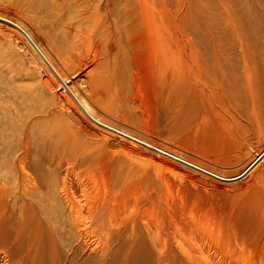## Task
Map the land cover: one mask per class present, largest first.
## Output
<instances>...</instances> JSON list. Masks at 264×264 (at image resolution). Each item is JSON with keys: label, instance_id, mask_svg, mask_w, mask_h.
Segmentation results:
<instances>
[{"label": "rangeland", "instance_id": "rangeland-1", "mask_svg": "<svg viewBox=\"0 0 264 264\" xmlns=\"http://www.w3.org/2000/svg\"><path fill=\"white\" fill-rule=\"evenodd\" d=\"M132 1L135 6L138 0ZM159 1L153 7L162 24V70L145 56L148 40L131 51V34L111 39L108 22L78 21L59 0H0V14L24 25L92 114L116 127L69 104L28 38L0 20V264H157L143 223L136 236L120 231L115 238L121 222L108 225L111 210L100 204L127 185L132 194L118 202L115 220L139 221L145 213V222L160 220L162 248L170 251L162 264H177L176 255L178 264H186L183 242H205L204 252L217 262L264 264V157L246 172L264 153V0ZM72 25L80 30L77 37L90 40L74 46L66 35ZM143 30L135 25L134 35ZM84 55L92 61L76 71ZM66 103L69 108L61 105ZM254 113L263 120L248 133ZM71 201L82 202V211L80 205L78 212L70 210ZM210 227L216 236L222 233L218 238L225 233L224 246L208 242L217 238ZM84 231L91 234L84 238ZM201 253L195 251L197 260Z\"/></svg>", "mask_w": 264, "mask_h": 264}, {"label": "bare ground", "instance_id": "bare-ground-1", "mask_svg": "<svg viewBox=\"0 0 264 264\" xmlns=\"http://www.w3.org/2000/svg\"><path fill=\"white\" fill-rule=\"evenodd\" d=\"M60 1V4L61 3H64V4H67V5H70L71 7H72V9L74 10V15H75V19H77L78 21L80 20H86L87 22H92V21H98V22H101V23H103V22H108L110 25H109V30H108V34H109V38H115V37H117V35L118 34H120V35H122L123 33H124V36H126L127 34V36H129V34H131L130 35V37H126L127 38V43H128V47H130V49H131V51H135L136 49H137V46L138 45H140V44H146V40H148V54H145V56H146V58H147V60H148V62H149V64L150 65H152L153 66V63H155V64H157V63H159L160 64V69L162 70V28H161V19H160V17H157V14H159V11H156L155 9H154V7H153V2L154 3H156V4H159L158 6H160V4L162 3L161 1H159V0H138L137 1V4L135 5V6H133V4L131 5V3L133 2L132 0H120V2H119V0H59ZM116 6H121V7H119V9H116L117 7ZM132 6V7H131ZM135 7V8H134ZM140 10V11H139ZM159 10H160V8H159ZM139 13V16L137 15ZM60 17H62V16H60ZM43 18V17H42ZM0 20L1 21H4L5 23H9L8 21H11V22H13L14 24H16V25H18L19 27H22L27 33H29L30 34V37L33 39V41L35 42V44L38 46V48H39V51L44 55V57L48 60V62H46L42 57H41V53L39 54L38 53V51H37V53L39 54V56L41 57V59H42V61L45 63V65L46 66H48L47 68H49L48 70H50V72H51V74L54 76V78L59 82V87H61L62 88V86H63V88H65V90H66V92H67V94H68V101L70 102L69 104H73V105H75V104H77L78 105V103H79V106H81V108H80V110H82L83 109V113L84 112H86L90 117H93L94 118V120L96 121V122H99V123H101V125L103 124L104 126H107V127H109V128H111V129H114L115 130V128H113V127H111L110 125H108L107 123H105L104 121H102V120H100L99 118H97L96 116H94L93 114H92V112L89 110V108H93L92 106H91V104L89 103V102H87L86 101V99L84 98V97H81L80 95H79V91H78V89L75 87V85L74 84H72L71 83V79L64 73V72H62L60 69H59V67L58 66H56V64L51 60V58H50V56H48V54L47 53H45V51L39 46V44L35 41V39L33 38V36H32V33H30L27 29H26V27H24V25H22L20 22H18V21H16V20H14V19H11V18H8V17H6V16H4V15H1L0 14ZM58 20H60L59 18H58ZM77 21V23H79ZM134 21H136V23L134 22ZM60 22H61V20H60ZM95 23V25L97 26L98 24H97V22H94ZM74 24V23H73ZM81 24V23H80ZM75 25V24H74ZM74 25H72V27H70V28H68V29H66V30H68V34H66L67 36H69V34L73 37V43H74V46H79L80 47V43H82V40L84 39V38H86V39H89L90 40V38H91V36L90 35H86V34H82V33H80L79 35L80 36H78L77 37V33H79L80 32V30H79V32H77L78 30H77V27L79 26L78 24V26L76 25V26H74ZM135 25H137V26H142V27H144V30H143V32H141V34L139 35V36H136V35H134L135 33H134V26ZM81 26V25H80ZM14 27V26H13ZM15 28H16V26H15ZM56 28V27H55ZM7 32V31H6ZM10 33V32H9ZM127 33V34H126ZM83 35V36H82ZM88 37V38H87ZM122 38H123V36H121ZM76 38H79V39H81L80 41L79 40H77ZM115 40V39H114ZM118 40V39H117ZM126 40V39H125ZM86 41V40H85ZM88 42V41H87ZM95 43H96V40H95ZM98 43V42H97ZM116 43V42H115ZM126 43V44H127ZM85 44H87V43H85ZM97 46V45H96ZM110 47V46H109ZM74 48V47H73ZM96 48V47H95ZM77 49V48H76ZM81 49V48H80ZM94 49V48H93ZM110 49V48H109ZM94 51V50H93ZM84 52V51H83ZM36 53V54H37ZM96 53V52H95ZM94 53V54H95ZM133 53V52H132ZM62 54V53H61ZM135 54H136V52H135ZM134 54V55H135ZM61 56V55H60ZM136 57H137V55H135ZM135 56H133V57H135ZM80 57V56H79ZM132 57V58H133ZM138 58V57H137ZM65 59V58H64ZM73 60H75V59H73ZM70 61H72V60H70ZM76 61H78V60H76ZM91 61L92 60H88V58H87V56L86 55H84V56H82L80 59H79V61L78 62H75V64H76V66H75V64H74V62H73V64H74V67H76V71L77 70H81L80 68H82V69H84L85 67H87V66H89V64L91 63ZM93 61H95V59L93 58ZM110 61V60H109ZM133 62H134V67L136 66V70H137V66H138V61H137V59H133L132 60ZM140 62V61H139ZM65 63V62H64ZM159 64H158V66H159ZM78 66L80 67V68H78ZM139 68V67H138ZM86 70V69H85ZM133 70V69H132ZM54 71H55V73H54ZM82 71V70H81ZM198 71V70H197ZM48 73V72H47ZM137 73H138V71H137ZM78 74V73H77ZM198 74V73H197ZM79 75V74H78ZM190 75V74H189ZM192 75V74H191ZM196 77H197V75L194 77L193 76V80H194V78H195V80H197L196 79ZM138 78V77H137ZM136 78V79H137ZM135 79V82L136 81H138V80H136ZM86 80V79H85ZM63 83L66 85H63ZM197 82H195V84H196ZM50 84V83H49ZM58 84V83H57ZM67 87V88H66ZM197 87V86H196ZM90 88V87H89ZM69 90V91H68ZM143 94V93H142ZM90 96V95H89ZM75 98V99H74ZM60 100H62V98L60 99ZM91 100V99H90ZM63 101V100H62ZM1 102V101H0ZM7 102V101H6ZM12 102V101H11ZM60 103H61V101H60ZM3 104H4V102H2V103H0V105L1 106H3ZM68 103H66V104H61V105H63V107H65L66 105H67ZM7 105V104H6ZM71 106V105H70ZM67 107L69 108V106L67 105ZM83 107V108H82ZM78 108V107H77ZM4 109V108H3ZM67 109V108H66ZM186 110V109H185ZM7 112V111H6ZM85 115V114H84ZM16 116V115H15ZM262 120H263V118H262V116L261 115H259L258 113H254V115H253V117H252V120L249 122V129H248V133H252L253 131H255V129L257 128V129H259L260 128V126H261V123H262ZM116 131H118V132H121V133H124V134H126V135H128V136H131V137H135V138H137V140L139 141V142H142V143H144V144H147L148 146H153V147H157V146H155L151 141H147V140H145L144 138H138V137H136V136H133V134L131 135V134H129V133H127V132H125V131H123V130H116ZM241 132V131H240ZM147 139V138H146ZM155 143V142H154ZM158 149H159V152H160V150H161V152H165V153H168V155L169 154H171L172 156H175L176 157V155H174L172 152H170V151H168L167 149H165V148H161V147H157ZM176 154V153H175ZM264 157V153L262 154V155H260L258 158H257V160H255L254 162H253V164H252V166L250 165V167L247 169V171L246 172H248V171H251L258 163H259V160H261L262 158ZM177 158H179V159H181V160H183V161H185V162H187V163H189L190 165H193V166H195V167H198V168H200V169H202V170H204V171H206V172H209V173H211V174H213V175H215V176H218V178L219 177H221V178H225V179H230L229 177H225V176H222V175H220V174H218V173H215L214 171H212V170H210V169H208V167L206 168V167H204L203 165H199V164H197V163H195V162H191V161H189V160H187V159H184V158H182V157H180V156H177ZM186 164V163H185ZM235 178H237V177H235ZM78 179V178H77ZM224 179V180H225ZM231 179H234V178H231ZM120 182V181H119ZM127 182V181H126ZM132 182V181H131ZM45 183V182H44ZM110 183V182H109ZM145 183V182H144ZM75 184V183H74ZM84 184V183H83ZM124 184V183H123ZM78 185V184H77ZM133 185V184H132ZM40 186V185H39ZM66 187V185H63V187ZM69 186V185H68ZM43 190H46L45 192L46 193H50L51 192V190L49 189V187H47L46 185H44L42 182H41V186H40ZM74 187V186H73ZM105 187V186H104ZM103 187V188H104ZM67 188V187H66ZM70 188V190H72L71 189V187H69ZM137 188V187H136ZM63 190H65V189H63ZM133 190V189H132ZM131 189H130V187L127 185V186H125L123 189H122V191H120L116 196H114L113 197V199L112 200H108V198L107 199H101L100 201H102L100 204L102 205V208L103 209H108L107 211H109V210H111V211H109L110 213L108 214V219H107V222L109 223L108 225H112L115 221H118V222H121V224L119 225V226H117V228H116V230H115V232H114V234H112L115 238H118V236H119V233H120V231H124V232H130L132 235H137V233L139 232L138 230L140 229V225L138 224V222H142L143 223V228L145 229V231H146V234H147V236L150 238V240H151V242L153 243V246L152 247H155L156 249H157V251H158V255H156L157 256V258H156V260H157V264H162V259H163V256H165V258L167 259V258H169V247H171L172 246V244L169 246V245H167L168 243H166V248L168 249L167 251L165 250V248H164V246H163V248H162V225L159 223V221L156 223V225H152L151 223H149V222H151V221H147V222H145L144 221V218H145V216H146V213L145 214H143L144 213V211H142L143 213V215L140 217V220L139 221H137L136 220V218L135 219H133L134 217H131V218H127V217H124L123 219H122V221H121V219H119L118 218V220H115V215H113V211L115 210V208H117V205L120 203L119 201H120V199L122 198V200H124V201H122L123 202V204H124V202H126V200L128 199V197H130L129 195L130 194H132V191ZM65 191H67V190H65ZM74 191V190H73ZM73 191H71L72 193H73ZM107 191V190H106ZM138 193V192H137ZM106 194V193H105ZM113 194V193H112ZM144 195V194H143ZM73 196H74V194H73ZM105 196V195H104ZM137 196V195H136ZM140 196V195H139ZM159 196V195H158ZM97 197V196H96ZM106 197H108V193H107V196ZM88 198V197H87ZM141 198V197H140ZM139 199V198H138ZM152 199V198H151ZM104 200V201H103ZM133 200H135V199H133ZM150 200V199H149ZM132 201V200H131ZM75 202H78V201H75ZM119 202V203H118ZM129 202V201H128ZM137 202H139V201H137ZM136 202V203H137ZM81 203L82 202H80V206L77 204H75L73 201H71V205L70 206H72V209H70V210H75L76 212H78V210H76L77 209V206H79V208L78 209H81L80 207H81ZM87 203V202H86ZM155 203V202H154ZM94 204H96V205H98L97 206V208L98 207H100L99 206V200H97V203H94ZM126 204V203H125ZM132 204H133V202H132ZM88 205V204H87ZM128 205V204H127ZM152 205V204H151ZM90 206V205H89ZM121 206V205H120ZM126 206V205H125ZM124 206V207H125ZM131 206V205H130ZM85 207V206H84ZM87 207V206H86ZM94 207V208H93ZM92 207V209H95V207L96 206H93ZM122 207H123V205H122ZM76 208V209H75ZM97 208H96V211H98L97 210ZM119 208V207H118ZM121 208V207H120ZM83 209H85V208H83ZM89 210H90V207L88 208ZM128 209V208H127ZM126 209V211H128ZM134 209V208H133ZM102 210V209H101ZM117 210H119V209H117ZM121 210V209H120ZM131 210V209H130ZM152 210V209H151ZM75 211H73V212H75ZM82 211V209L79 211V212H81ZM96 212L95 210H92V212ZM104 211V210H103ZM75 212V213H76ZM89 212V211H88ZM112 212V213H111ZM123 212V211H122ZM118 213H119V211H118ZM127 213V212H126ZM141 213V212H140ZM81 214V213H80ZM97 214H98V212H97ZM96 214V215H97ZM192 214V213H191ZM190 214V215H191ZM73 215H74V213H73ZM76 216H77V214H75ZM113 215V216H112ZM123 215H125V214H123ZM127 215V214H126ZM125 215V216H126ZM141 215V214H140ZM139 215V216H140ZM151 215V214H150ZM115 216V217H114ZM120 216V215H119ZM118 216V217H119ZM134 216V215H133ZM99 217V216H98ZM137 217V216H136ZM147 217V216H146ZM201 217V216H200ZM74 218V217H73ZM76 218H78V216L76 217ZM75 218V219H76ZM79 218H81L80 217V215H79ZM102 218V217H101ZM100 218V219H101ZM103 218H105V216L103 217ZM120 218H121V216H120ZM85 219V218H84ZM95 219V218H94ZM97 219V218H96ZM99 219V220H100ZM146 219V218H145ZM78 220H80V219H78ZM98 220V219H97ZM106 220V219H105ZM104 219H103V221H105ZM83 222H84V220H82ZM81 221V222H82ZM144 221V222H143ZM79 222V221H78ZM77 222V223H78ZM81 222H79V224H80V226L82 227V223ZM153 222V221H152ZM198 222V221H197ZM75 223H76V221H75ZM88 223H89V221H88ZM87 223V224H88ZM104 223V222H103ZM154 223V222H153ZM85 223H83V225H84ZM86 224V225H87ZM99 224H101L102 225V223H99ZM115 224L116 223H114V226H115ZM197 224V223H196ZM199 224H202V223H199ZM205 224V223H204ZM203 224V225H204ZM76 225V224H75ZM91 225V224H90ZM95 225H97V226H99L98 225V223L97 224H95ZM118 225V224H117ZM128 225H129V229H128ZM93 226V225H92ZM106 225H105V223L103 224V226L102 227H99V228H102V229H104V227H105ZM142 226V225H141ZM194 226V225H193ZM198 226V225H197ZM206 226V225H205ZM79 227V226H78ZM87 227H89V226H87ZM94 227V226H93ZM93 227L90 229V231L92 230V232L94 233V231H93ZM113 227V226H112ZM116 227V226H115ZM179 227V226H178ZM178 227H176V228H178ZM201 227V226H200ZM204 227V226H203ZM214 227V226H213ZM222 227V226H221ZM86 228V227H85ZM95 228V227H94ZM108 228H110V227H108ZM211 228L212 227H210V230H209V235H210V232L213 234V230L215 229H212L211 230ZM88 229V228H87ZM179 229H181V228H179ZM95 230V229H94ZM110 230V229H109ZM216 230H218V229H216ZM221 230V229H220ZM111 231V230H110ZM141 231H142V229H141ZM140 231V232H141ZM199 231V230H198ZM206 231V230H205ZM208 231V230H207ZM107 232V231H106ZM178 232V231H177ZM217 232V231H216ZM218 232H219V230H218ZM88 233H90L91 234V232H89V231H84L83 232V235H84V238H87V236H88ZM208 232H206V234H207ZM221 233V232H220ZM220 233H217V234H220ZM130 234V235H131ZM194 234V233H193ZM196 234V233H195ZM222 234V233H221ZM220 234V235H221ZM225 234V233H224ZM224 234H223V236H224ZM97 235V234H96ZM124 235V234H123ZM142 235V234H141ZM213 235H215V234H213ZM220 235H215L217 238H215L214 236L212 237V239H211V241H208L211 245H213V246H217V247H222L221 245H223L224 243L221 241V239L223 238V236H221V237H219L218 238V236H220ZM237 235V234H236ZM107 236H108V234H107ZM207 236V235H206ZM226 236V235H225ZM228 236V235H227ZM242 236V235H241ZM147 237V238H148ZM208 237H210V236H208ZM229 237V236H228ZM228 237L226 238V239H228ZM138 238H139V234H138ZM137 238V239H138ZM237 238V237H236ZM245 238V237H244ZM136 239V238H135ZM190 239V238H189ZM237 239H239V238H237ZM140 240V239H139ZM142 240V239H141ZM140 240V241H141ZM197 240V239H196ZM229 240V239H228ZM240 240V239H239ZM244 240V239H243ZM260 240H262V245H263V247H264V236H262V238L260 239ZM138 241V240H137ZM143 241V240H142ZM166 241V240H165ZM180 241V240H179ZM190 241H191V239H190ZM245 241V240H244ZM136 242V241H135ZM139 242V241H138ZM195 242V241H194ZM197 242V241H196ZM261 242V241H260ZM177 243V242H176ZM179 243V242H178ZM193 243V242H192ZM190 243V244H184V242L181 244L180 243V253L181 252H183L184 253V255H185V259L186 260H184V261H186V264H225V259H224V263L223 262H217L218 261V259H217V261H216V259L215 260H213V258L211 259V257L208 255V254H206L205 252H204V243ZM223 243V244H222ZM229 243V242H228ZM254 243V242H253ZM259 243V242H258ZM164 244H165V242H164ZM227 244V243H226ZM244 244H245V242H244ZM260 244V243H259ZM139 245V244H138ZM155 245V246H154ZM177 245V244H176ZM209 245V244H208ZM144 246V245H143ZM224 246V245H223ZM254 246V245H253ZM175 247V246H174ZM211 247V246H210ZM261 247V246H260ZM172 248V247H171ZM179 248H177V250H179ZM196 248V249H195ZM198 248V249H197ZM224 248V247H223ZM229 248V247H228ZM1 249H2V243H1V241H0V251H1ZM174 249V248H173ZM207 249H209V248H207ZM174 250H176V249H174ZM174 250H173V252L172 253H174ZM176 250V251H177ZM182 250V251H181ZM196 250H202V253H201V257L200 258H202V259H200V260H197V256H195L194 255V253H195V251ZM210 250V249H209ZM224 250V249H223ZM222 250V251H223ZM262 250V249H261ZM264 250V249H263ZM175 251V252H176ZM210 251H212V250H210ZM179 252V251H178ZM208 252V251H207ZM220 252V251H219ZM225 252V251H224ZM152 253V252H151ZM209 253V252H208ZM214 254V253H213ZM222 254V253H221ZM163 255V256H162ZM166 255H169L168 257L166 256ZM174 255V254H173ZM173 255H171V256H173ZM176 255V254H175ZM174 255V256H175ZM183 255V254H182ZM182 255H180V256H182ZM225 255V254H224ZM155 256V257H156ZM173 256V257H174ZM177 256V255H176ZM176 256L173 258L174 260L173 261H175L174 263H177L178 264V262H176ZM179 256V255H178ZM211 256H213V255H211ZM214 256H215V254H214ZM220 256V254H218V257ZM216 257H217V255H216ZM217 257V258H218ZM227 257V256H226ZM172 258H170V259H172ZM184 258V257H183ZM182 258V259H183ZM221 258V257H220ZM220 258H219V260H220ZM223 258V257H222ZM176 259V260H175ZM5 261H7L6 259H4ZM181 260V259H180ZM194 260H196L197 262H195ZM223 260V259H222ZM229 260V259H228ZM167 261H165V263H166ZM228 262V261H227ZM146 264H150V262H147ZM164 264V263H163ZM170 264V263H169Z\"/></svg>", "mask_w": 264, "mask_h": 264}, {"label": "water", "instance_id": "water-1", "mask_svg": "<svg viewBox=\"0 0 264 264\" xmlns=\"http://www.w3.org/2000/svg\"><path fill=\"white\" fill-rule=\"evenodd\" d=\"M9 23H11L12 25H14V26H16L17 28H19L22 32H23V34L28 38V40L31 42V44L34 46V48L38 51V53L40 52L39 51V48H38V46L35 44V42L33 41V39L30 37V35L22 28V27H19L18 25H16V24H14L13 22H11V21H8ZM41 53V52H40ZM39 53V54H40ZM41 56H42V58L46 61V62H48V60L44 57V55L41 53L40 54ZM55 72V71H54ZM158 150V149H157ZM161 151V150H160Z\"/></svg>", "mask_w": 264, "mask_h": 264}]
</instances>
